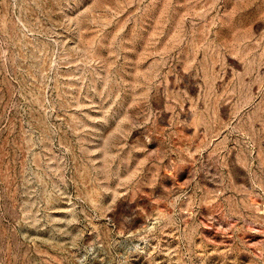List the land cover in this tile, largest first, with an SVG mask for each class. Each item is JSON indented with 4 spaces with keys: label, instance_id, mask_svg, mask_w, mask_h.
Returning <instances> with one entry per match:
<instances>
[{
    "label": "rangeland",
    "instance_id": "374dc122",
    "mask_svg": "<svg viewBox=\"0 0 264 264\" xmlns=\"http://www.w3.org/2000/svg\"><path fill=\"white\" fill-rule=\"evenodd\" d=\"M0 264H264V0H0Z\"/></svg>",
    "mask_w": 264,
    "mask_h": 264
}]
</instances>
